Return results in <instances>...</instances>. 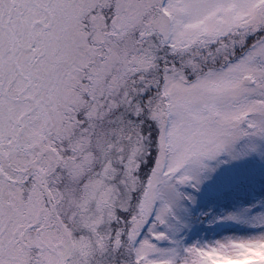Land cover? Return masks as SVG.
I'll return each instance as SVG.
<instances>
[{
    "label": "snow or ice",
    "instance_id": "snow-or-ice-1",
    "mask_svg": "<svg viewBox=\"0 0 264 264\" xmlns=\"http://www.w3.org/2000/svg\"><path fill=\"white\" fill-rule=\"evenodd\" d=\"M0 264H264V0H0Z\"/></svg>",
    "mask_w": 264,
    "mask_h": 264
}]
</instances>
